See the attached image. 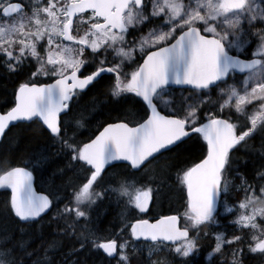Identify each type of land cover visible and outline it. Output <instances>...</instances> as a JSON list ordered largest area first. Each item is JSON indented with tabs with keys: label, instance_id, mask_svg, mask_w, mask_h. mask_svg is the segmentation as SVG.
<instances>
[{
	"label": "snow or ice",
	"instance_id": "obj_1",
	"mask_svg": "<svg viewBox=\"0 0 264 264\" xmlns=\"http://www.w3.org/2000/svg\"><path fill=\"white\" fill-rule=\"evenodd\" d=\"M0 19L6 21L0 23V62L13 73L35 63V71L15 92L14 106L0 113V139L10 125H38L59 145L70 166L84 173L71 206L65 205L58 215L88 221L91 206L112 194L125 208L146 213L159 190L141 182L138 174L147 175L149 166L165 152L179 149L194 137L206 143V154L176 175V183L187 193L183 226L180 215H163L155 222L140 218L111 237L90 231L81 241V248L90 243L107 257H118L117 264H130L129 240L122 235L130 229L132 241L146 242V264H156L152 255L165 250L180 257L181 264H195L199 229L215 222L218 200L229 191L234 150L264 131V103L251 115L246 111L254 100L264 101V0H33L27 12L21 2L0 0ZM81 26H85L83 34ZM250 36L259 41L253 58L233 55V49L244 50ZM234 71L247 73L243 89L221 88ZM104 74H109L110 99L138 105L140 120L133 126L123 120L108 123L88 142L78 141L76 133L83 124L74 117V100L100 84ZM40 77L53 82H40ZM250 83L254 86L249 91ZM172 85L200 97L219 88L223 103L218 111L234 108L240 114L237 122L231 112L225 113L227 118L212 109L202 112V99L176 108L165 100L173 95ZM47 159L37 157L35 163H47ZM116 162H124L127 171L109 175L118 167ZM259 178L264 180V173ZM0 188L10 189V211L19 221H35L53 207L49 196L34 191L33 172L26 166L3 171ZM241 188L246 198L239 203L240 210L264 197V185L242 181ZM224 207L227 213L235 208L227 203ZM257 216L264 218V208L241 211L233 223L251 230L254 246L249 244V251L264 254V227L257 223ZM68 230L74 232L75 222L67 224L66 234ZM215 239L214 253L225 244L242 241L241 236L226 240L220 234ZM0 264H17L13 249H0ZM232 264L240 261L234 258Z\"/></svg>",
	"mask_w": 264,
	"mask_h": 264
},
{
	"label": "trees",
	"instance_id": "obj_2",
	"mask_svg": "<svg viewBox=\"0 0 264 264\" xmlns=\"http://www.w3.org/2000/svg\"><path fill=\"white\" fill-rule=\"evenodd\" d=\"M28 5L33 0H16ZM46 3V0H42ZM6 21L0 19V23ZM238 53L233 49V54L245 56V53ZM31 71H35V63L31 67L25 65L18 72L8 71L7 67L0 62V112L8 110L13 105L16 88L27 82ZM109 76L97 84L94 88L82 94L80 100L76 98L74 104V117L81 120L83 127L78 128L76 137L78 141L86 142L98 130L97 125L102 122L112 120L128 121L132 106L128 103L117 104L111 100L105 92V86ZM231 77L230 81H234ZM40 82H47L50 79L40 77ZM221 88L227 85L221 84ZM173 92L167 100L174 104L176 108H186L187 104L200 103L201 111L212 109L218 112L220 117L227 118L225 113L231 112L233 121L240 116L235 113L234 108H225L220 112L219 105L223 103L222 93L219 88L211 89L207 95L200 97L192 93ZM191 97L187 100L182 99ZM226 98V97H225ZM132 105H135L132 103ZM132 107V108H130ZM252 103L246 106L249 115L253 112ZM167 111H172L169 109ZM241 117V120H244ZM250 126V122L248 123ZM264 136V133H263ZM205 145L201 139L188 140L186 144L173 152H165L163 156L153 165L151 171L145 175L138 174V179L145 183H151L159 190V197L155 203L150 205L147 217L178 214L181 216L183 225V212L186 204L185 191L176 183L177 172L191 166L193 162H198L205 155ZM46 156L47 163L36 165L37 157ZM234 170L228 174L229 191L222 193L219 210L215 214V222L200 227L199 235L196 237L198 252L195 253V264H232L234 258L240 264H264V254L252 253L249 251L251 241L249 229H243L233 222L240 212L236 210L241 201L246 197V193L241 188L242 181L254 186L264 185V180L259 178V173H264V138L254 135L248 140L247 145L234 151ZM123 164L110 170L109 175L115 172L123 174L119 170ZM28 167L33 172L34 184L38 191H41L53 200V207L42 217L32 222L19 221L10 211L9 193L0 190V249H13L17 264H116V259L106 257L102 252L92 248L90 243H85L81 248V241L89 235L90 231L98 235L111 237L119 233L125 224L143 218L136 209L125 208L123 201H118L115 194L104 196L97 200L96 204L88 210V221L81 218L75 221L74 217H63L58 215V210L65 205L71 206L74 190L83 182L84 173L80 169H73L70 166L69 158L59 151V145L49 139L46 130L38 125L21 123L20 126L10 127L6 130L5 137L0 140V174L11 167ZM107 187V185H104ZM102 191L97 190V192ZM256 195H259L257 192ZM235 206L232 213H224L225 204ZM75 222V230L65 229L67 224ZM264 227V222H258ZM220 234L226 240H231L233 236H241L242 241L231 245L225 244L221 252L214 253L216 239ZM129 240V247L126 252L129 256L130 264H146L148 261V249L146 243H137L131 240L129 229L122 234ZM133 244L137 247H133ZM23 245V247H21ZM237 250L238 255L233 253ZM189 259H192L191 257ZM156 264H181V258L170 255L167 250L156 252L151 257Z\"/></svg>",
	"mask_w": 264,
	"mask_h": 264
},
{
	"label": "flooded vegetation",
	"instance_id": "obj_3",
	"mask_svg": "<svg viewBox=\"0 0 264 264\" xmlns=\"http://www.w3.org/2000/svg\"><path fill=\"white\" fill-rule=\"evenodd\" d=\"M84 27L85 26H81V28H80V34H83V31H84ZM147 31V29H145V32ZM73 34H76V33H73ZM139 35H141V33H136V36H139ZM128 39L129 40H132L133 39V37L132 36H129L128 37ZM259 43V41H258V38H256L255 36H250V43L249 44H247L246 46H245V48H244V50L242 51L243 53L247 50V52L245 53V56H241V57H243L244 59H251V58H253L252 57V52L254 51V49L256 48V46H257V44ZM136 56H137V58H139V54L137 53L136 54ZM91 70H93V69H88V72H90ZM247 75V73L246 74H243V75H237L236 77H235V79H234V81H227L226 82V84L225 85H232V86H235L238 90H241V89H243V81H244V77ZM105 76H109V74H104V77ZM252 86H254V84H252V83H250L249 84V91H250V89H251V87ZM105 92H107L108 91V89H107V84H106V86H105ZM172 89H173V92H178V93H182V92H184V93H189L188 91H184V89L182 88V87H180V86H172ZM87 91V90H86ZM207 92H208V90H207ZM177 93V94H178ZM109 96V95H108ZM78 98V100H80V98H81V96H79V97H77ZM110 98V97H109ZM127 106H132V107H130V108H132V111H131V114H129L130 116H129V118H128V121L127 122H130V123H132L133 125L137 122V121H139V119H140V116L137 114L138 113V105H132V103H128L127 104ZM75 108H77L76 106H75ZM259 110V106L257 107V111ZM116 121H120V120H112V121H106V122H102V123H100L99 125H97V126H99L98 127V129H100V128H102V126H104V125H106V124H108V123H112V122H116ZM132 121H134V122H132ZM263 133H264V131H258L255 135H257L258 137H259V139L261 138V137H263ZM235 151V150H234ZM123 166V165H122ZM119 170H122L123 171V173L125 172V171H127L126 169H124L123 167H120V169Z\"/></svg>",
	"mask_w": 264,
	"mask_h": 264
},
{
	"label": "rangeland",
	"instance_id": "obj_4",
	"mask_svg": "<svg viewBox=\"0 0 264 264\" xmlns=\"http://www.w3.org/2000/svg\"><path fill=\"white\" fill-rule=\"evenodd\" d=\"M5 23H6V22H5ZM165 100L168 101L167 98H165ZM255 101H256V100H254L253 102H255ZM253 102H252V103H253ZM233 103H234V101H233ZM246 106H248V105H246ZM263 138H264V136H263ZM245 198H246V197H245ZM244 200H245V199H244ZM244 200H243V201H244ZM238 205H239V204H238ZM238 205H236V206H238ZM252 208H264V197H261L260 200L255 201L252 205L249 206V209H247V210H240L239 207L236 208V210H237L238 212L245 211V212H249V213H250ZM234 209H235V208H234ZM223 211H224V213H227V212H225V207L223 208ZM239 215H240V213H239ZM239 215H238V216H239ZM256 219H257V223H258L259 221H261L262 223L264 222V218H262L261 216H257ZM253 245H254V243H253ZM117 260H118V257H117ZM117 260H116V262H115L116 264H117Z\"/></svg>",
	"mask_w": 264,
	"mask_h": 264
},
{
	"label": "water",
	"instance_id": "obj_5",
	"mask_svg": "<svg viewBox=\"0 0 264 264\" xmlns=\"http://www.w3.org/2000/svg\"><path fill=\"white\" fill-rule=\"evenodd\" d=\"M240 58V57H239ZM242 59V58H241ZM234 73H236V74H242V73H239V72H235L234 71ZM53 82V81H52ZM49 83H51V82H49ZM173 86V85H172ZM174 86H176V85H174ZM14 103H15V95H14ZM13 106H14V104H13ZM0 113H2V112H0ZM10 127H11V125H10ZM102 131V130H101ZM99 133V132H98ZM97 133V134H98ZM94 138V137H93ZM1 140V139H0ZM117 164H121V163H124V162H116ZM33 189H34V191L36 192V194L37 195H45L44 193H42V192H38L36 189H35V186H34V178H33ZM0 190L1 191H6V192H8L9 193V199H10V194H11V192H10V189H6V188H0ZM186 195H187V193H186ZM218 202H219V200H218ZM217 210H218V203H217V208H216V212H217ZM46 214V213H45ZM45 214H43V215H45ZM42 215V216H43ZM160 217H158V218H155V219H152V220H149L150 222H155V220H157V219H159ZM38 219V218H37ZM101 252H102V250H101ZM103 253V252H102ZM106 255V254H105Z\"/></svg>",
	"mask_w": 264,
	"mask_h": 264
}]
</instances>
